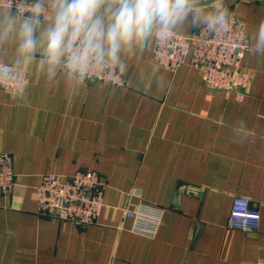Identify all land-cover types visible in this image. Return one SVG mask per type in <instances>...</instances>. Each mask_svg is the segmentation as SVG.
Listing matches in <instances>:
<instances>
[{
	"label": "crops",
	"instance_id": "1",
	"mask_svg": "<svg viewBox=\"0 0 264 264\" xmlns=\"http://www.w3.org/2000/svg\"><path fill=\"white\" fill-rule=\"evenodd\" d=\"M224 3L248 42L241 98L206 88L188 64L157 66L155 37L122 57V87L52 76L39 52L20 59L11 40L0 45V62L26 74L21 92L0 91V152L14 174L0 194V264H264V55L249 39L264 0ZM83 170L104 182L97 222L38 215L41 176ZM233 197L259 211L256 231L228 227ZM130 204L161 211L154 236L131 231Z\"/></svg>",
	"mask_w": 264,
	"mask_h": 264
},
{
	"label": "clouds",
	"instance_id": "2",
	"mask_svg": "<svg viewBox=\"0 0 264 264\" xmlns=\"http://www.w3.org/2000/svg\"><path fill=\"white\" fill-rule=\"evenodd\" d=\"M51 19L42 27L46 11ZM224 0H34L29 14L0 0V45L11 40L20 59L39 52V67L54 76L59 66L86 75L94 65H120L136 46L180 28L214 34L227 29ZM253 53L264 55V20L250 33Z\"/></svg>",
	"mask_w": 264,
	"mask_h": 264
},
{
	"label": "built area",
	"instance_id": "3",
	"mask_svg": "<svg viewBox=\"0 0 264 264\" xmlns=\"http://www.w3.org/2000/svg\"><path fill=\"white\" fill-rule=\"evenodd\" d=\"M33 3L34 0H12L13 11L19 7L27 15ZM40 19L41 23L50 21V10ZM243 27L240 20L231 16L227 29L214 34L197 29L193 34L185 35L175 30L166 38L155 37L152 58L157 66L172 73L183 64H188L200 72L201 82L206 88L226 95L235 93L237 98H241L251 79L241 70L248 48ZM59 69L87 82L108 83L115 87L125 85L123 72L116 65H94L86 75L74 73L63 65ZM25 84L23 68L0 62V91L18 93ZM13 177L11 156L0 152V194L12 191ZM103 187L104 182L93 171H77L67 177L42 175L36 188V211L48 219L79 225L94 224L103 208ZM123 211L132 220V232L154 236L161 211L131 204L126 205ZM259 221L260 213L252 207L248 198H232L227 220L229 228L249 233L258 229Z\"/></svg>",
	"mask_w": 264,
	"mask_h": 264
},
{
	"label": "rangeland",
	"instance_id": "4",
	"mask_svg": "<svg viewBox=\"0 0 264 264\" xmlns=\"http://www.w3.org/2000/svg\"><path fill=\"white\" fill-rule=\"evenodd\" d=\"M197 29H198V28H197ZM197 29H196V30H197Z\"/></svg>",
	"mask_w": 264,
	"mask_h": 264
}]
</instances>
